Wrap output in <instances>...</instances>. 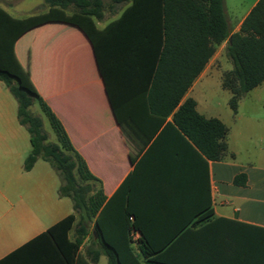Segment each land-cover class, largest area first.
<instances>
[{
    "label": "crops",
    "instance_id": "obj_1",
    "mask_svg": "<svg viewBox=\"0 0 264 264\" xmlns=\"http://www.w3.org/2000/svg\"><path fill=\"white\" fill-rule=\"evenodd\" d=\"M23 1L15 4L12 0H0V7L16 19L35 16L28 15L30 12L43 11L36 14L40 15L49 11L44 0L32 1L30 9L21 4ZM257 1L254 0L234 24L227 21L230 36L239 31ZM118 7L122 9L119 11ZM125 7L121 4L112 10L106 8L100 20L94 19L96 28L104 30L119 19ZM67 13L73 12L70 9ZM126 28L117 26L95 44L90 34L79 26L49 23L27 32L15 45L18 60L63 125L72 146L99 180L91 181L92 185L102 189L106 200L134 171L164 125L171 120V117L152 115L148 107L157 49L154 44H139ZM225 46L226 42L218 47L182 101L194 99L200 114L217 118L228 127L226 153L219 161H208L205 168L187 146L171 143L161 146L154 160L157 167L143 170L139 177L141 182L135 184L138 192L132 203L146 230L177 229L190 215L197 214L208 193L213 218L264 228V149H260L262 157L258 160H239L238 145L244 139L243 132L232 128L227 112L212 113V107L198 100L200 89L211 86L212 82L205 77L209 76L212 62ZM219 84L223 88L222 81ZM2 96L0 169L3 171L5 167V174L0 178V261L75 213L72 200L59 195L60 176L47 166V161L38 159L29 171L24 170L20 148L23 133L6 118L5 109L9 114L13 103L5 94ZM260 142L264 143V137ZM240 174L246 176L245 182L235 184ZM93 226L94 221L89 225L90 233H93ZM135 236L138 240L140 235L135 233ZM88 240L87 236L81 251ZM133 245L137 247L138 242ZM8 261L4 264L59 263L58 258L43 255H24Z\"/></svg>",
    "mask_w": 264,
    "mask_h": 264
},
{
    "label": "trees",
    "instance_id": "obj_2",
    "mask_svg": "<svg viewBox=\"0 0 264 264\" xmlns=\"http://www.w3.org/2000/svg\"><path fill=\"white\" fill-rule=\"evenodd\" d=\"M49 11L16 19L0 7V81L18 103V120L30 135L32 150L23 168L29 171L38 159L49 162L61 175V197L73 202L74 214L67 216L35 237L0 264L24 255L58 258V264H95L105 256L107 264H264V228L225 218H213L208 193L205 204L177 229L149 231L133 207V197L143 170L157 167L155 155L164 144L185 145L208 167V161L221 160L227 150L228 127L217 118H206L196 110L192 98H183L213 57L226 42L225 55L232 68L222 86L231 93L229 106L238 110L242 96L264 86V0H258L230 36L224 0H44ZM126 5L119 19L104 30L96 20L104 10ZM72 10L68 14L67 10ZM49 23L81 27L95 44L117 26H126L141 45L157 49L155 72L148 91L152 115L168 121L134 171L116 193L106 200L99 181L78 154L59 119L39 95L15 53L16 42L27 32ZM37 100L58 137V144H47L42 121L29 112ZM69 152L71 154H66ZM162 166V165H161ZM160 166V167H161ZM76 173L87 183L80 185ZM238 175L235 184H244ZM94 221L93 233L89 225ZM74 231L73 237L72 232ZM94 232L98 237H95ZM139 233L134 247L132 234ZM92 247L81 246L86 237ZM138 250V251H137Z\"/></svg>",
    "mask_w": 264,
    "mask_h": 264
},
{
    "label": "rangeland",
    "instance_id": "obj_3",
    "mask_svg": "<svg viewBox=\"0 0 264 264\" xmlns=\"http://www.w3.org/2000/svg\"><path fill=\"white\" fill-rule=\"evenodd\" d=\"M15 4L20 3V0H12ZM32 1L36 2L39 0H24L21 4H25V7L29 8L32 6ZM254 0H224V9L227 21L234 24V22L247 10ZM37 10H40V7H36ZM117 9H122L118 7ZM39 12H30L28 15H36L42 13ZM111 15V14H108ZM219 47V46H218ZM218 47L216 50H218ZM229 60L225 55V48L221 51L219 56L212 62L211 68L209 70V76L205 77L206 79L212 82L210 87L201 88V95L198 96L200 104H206L213 108L212 113L227 112L231 116V124L234 130H241L243 132L244 139H239L241 142L238 145L240 154L238 155L239 160L250 159H260L262 156L261 148L264 149V143L260 142L264 135L262 131L264 129V87L261 85L257 89L246 93L242 96L239 101L238 110L236 115H234L229 106V100L231 98V93L221 87L219 84L223 81L225 75L231 70L232 65L228 63ZM5 94L9 100L13 103V110L7 114V108L5 109L6 118L11 120V124L18 128L23 133V140L21 141L20 148L23 150V158L21 162L24 164L25 159L31 152V143L29 141V133L25 126L20 125L17 117V102L15 98L10 94L6 86L0 82V99L4 100L2 96ZM8 105V101H6ZM30 113L34 116L39 117L42 120V131L47 135V144L57 143L58 137L50 125V121L47 116L40 109L37 101L30 107ZM5 117V116H4ZM3 117V118H4ZM256 118V119H252ZM236 121H234V120ZM232 121H234L232 123ZM1 126V122H0ZM235 132V131H234ZM264 132V131H263ZM263 135V136H262ZM66 154H71L65 152ZM47 166L54 168L49 162ZM5 168V167H4ZM0 169V178L2 173L5 174V170ZM56 174L60 176V182L63 183L60 173L54 168ZM76 179L80 185H84L87 182L83 180L78 173H76ZM95 190L97 187L94 188ZM74 231L72 232L73 237ZM92 247L91 239L83 246L82 252H86ZM107 260L105 256H101L98 264H106Z\"/></svg>",
    "mask_w": 264,
    "mask_h": 264
},
{
    "label": "built area",
    "instance_id": "obj_4",
    "mask_svg": "<svg viewBox=\"0 0 264 264\" xmlns=\"http://www.w3.org/2000/svg\"><path fill=\"white\" fill-rule=\"evenodd\" d=\"M132 240H133V242H134V243H136V242H137V238H136V236H135V233H134V234H132Z\"/></svg>",
    "mask_w": 264,
    "mask_h": 264
},
{
    "label": "water",
    "instance_id": "obj_5",
    "mask_svg": "<svg viewBox=\"0 0 264 264\" xmlns=\"http://www.w3.org/2000/svg\"><path fill=\"white\" fill-rule=\"evenodd\" d=\"M94 234H95V237L97 238V237H98L97 233H96V232H94Z\"/></svg>",
    "mask_w": 264,
    "mask_h": 264
}]
</instances>
